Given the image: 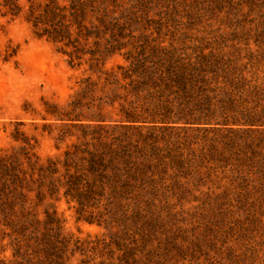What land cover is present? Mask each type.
I'll list each match as a JSON object with an SVG mask.
<instances>
[{"label": "rangeland", "instance_id": "rangeland-1", "mask_svg": "<svg viewBox=\"0 0 264 264\" xmlns=\"http://www.w3.org/2000/svg\"><path fill=\"white\" fill-rule=\"evenodd\" d=\"M47 1L0 0V158L23 160L28 152L39 164L63 160L74 146L91 148L100 117L107 125L123 118L119 103H105L111 90L91 71L90 55L72 62L73 47L40 36L43 27L29 21L31 7ZM106 6L107 23L122 28L125 45L107 58L106 71L129 67L128 52L156 68L205 58L264 95V0H107ZM262 146L248 153L256 164ZM199 161L184 169L151 166L148 193L133 191L129 200H107V191L81 212L61 189L42 202L31 193L26 207L41 222L46 212L59 220L69 244L64 264H264V167L237 172ZM7 224L0 216V264H51V253ZM43 232L41 226L37 235Z\"/></svg>", "mask_w": 264, "mask_h": 264}, {"label": "trees", "instance_id": "trees-1", "mask_svg": "<svg viewBox=\"0 0 264 264\" xmlns=\"http://www.w3.org/2000/svg\"><path fill=\"white\" fill-rule=\"evenodd\" d=\"M106 4L107 0H71L64 6L48 0L44 6L30 9L29 21L35 28L43 27L40 36L73 47L72 62L90 55L91 71L111 90L105 103L110 107L119 103L123 115L112 125L100 117L91 134V148L74 146L75 151H66L63 160L39 164L28 152L23 153V160L0 158V216L24 239L51 253V264H64L69 244L60 233L59 220L46 212L41 222L27 209L33 192L42 202L63 189V196L76 201L82 212L100 204L107 191V200H129L140 189L148 193L144 186L155 180L154 174L147 175L151 166L191 168L199 159L202 165L212 161L218 168L237 172L264 167L263 155L257 164L248 155L264 147L261 90L205 58L202 63L176 60L156 68L148 65L153 62L147 57L128 52L129 67L106 71L107 58L125 48L120 41L122 28L116 30L117 24L107 23L110 12ZM193 146H200L199 154ZM184 149L190 153L185 154ZM41 226L44 232L39 237ZM21 256L25 258V254Z\"/></svg>", "mask_w": 264, "mask_h": 264}]
</instances>
